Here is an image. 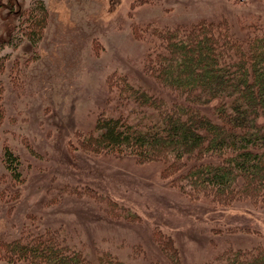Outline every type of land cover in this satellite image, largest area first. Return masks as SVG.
Returning a JSON list of instances; mask_svg holds the SVG:
<instances>
[{"label":"rangeland","instance_id":"1","mask_svg":"<svg viewBox=\"0 0 264 264\" xmlns=\"http://www.w3.org/2000/svg\"><path fill=\"white\" fill-rule=\"evenodd\" d=\"M35 2L0 0V57L8 55L0 74V236L51 228L79 248L109 250L130 264H176L169 247L179 264H209L228 246H256L264 236L258 210L191 199L160 163L85 152L79 142L114 107L115 76L156 92L143 70L155 26L264 22V0H44L37 44L6 42L20 35ZM6 147L21 161L20 183L4 165ZM133 245L149 259L135 256Z\"/></svg>","mask_w":264,"mask_h":264},{"label":"trees","instance_id":"2","mask_svg":"<svg viewBox=\"0 0 264 264\" xmlns=\"http://www.w3.org/2000/svg\"><path fill=\"white\" fill-rule=\"evenodd\" d=\"M46 12L44 0H36L20 21V35L6 42L37 44ZM149 34L143 70L157 93L115 76L109 86L114 107L82 133V150L160 163L162 175L191 199L243 205L264 216V22L202 19L155 26ZM7 57H0V74ZM3 113L1 98L0 119ZM3 161L13 181L24 180L21 161L8 147ZM261 238L251 248L228 246L209 264H264ZM83 248L51 228L0 236V260L10 264H130L109 250ZM132 250L149 259L139 245ZM165 252L179 264L174 249Z\"/></svg>","mask_w":264,"mask_h":264}]
</instances>
